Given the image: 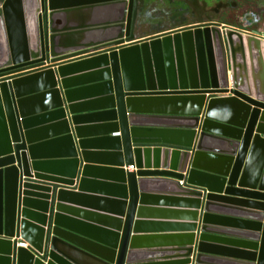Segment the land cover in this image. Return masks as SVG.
I'll use <instances>...</instances> for the list:
<instances>
[{
  "label": "water",
  "instance_id": "water-1",
  "mask_svg": "<svg viewBox=\"0 0 264 264\" xmlns=\"http://www.w3.org/2000/svg\"><path fill=\"white\" fill-rule=\"evenodd\" d=\"M135 4L0 2V264H155L137 259L132 232L144 190L157 182L197 198L196 210L204 201L194 264H264V41L199 16L195 26L137 42ZM90 51L99 53L64 63ZM81 79L92 81L74 84ZM80 87L106 105L96 117L123 200L113 233L73 221L62 204L76 198L62 188L75 185L80 165L73 131L87 157L73 105ZM154 121L191 127L144 124ZM182 137L186 150L150 146ZM61 142L66 159L43 157ZM206 242L232 255L208 257ZM182 253L174 264H192L193 249Z\"/></svg>",
  "mask_w": 264,
  "mask_h": 264
},
{
  "label": "crops",
  "instance_id": "crops-1",
  "mask_svg": "<svg viewBox=\"0 0 264 264\" xmlns=\"http://www.w3.org/2000/svg\"><path fill=\"white\" fill-rule=\"evenodd\" d=\"M193 25H196V23L193 22L190 25L184 24L183 22L181 25L168 27L153 34H144L145 29L138 27L136 21L133 33L135 40L141 42L150 37L183 30ZM219 25L235 29L246 35L251 34L264 41V29L251 30L249 28L227 25L223 22H220ZM98 53L90 51L81 56L73 57L64 63L86 59ZM79 75L81 74H74L71 77L77 78ZM88 81L91 82L92 80L81 79L74 82V84H83ZM98 95L99 92H96V90H87V88H83L81 91L74 93L73 100L75 102L73 105L76 106L75 111L77 115L81 117L79 127L83 129L82 137L84 140L82 141L85 143L83 151H85L87 157H82L81 148L78 144L79 140L72 130L76 141V149L79 153L80 165L75 185L72 187L62 186V188L70 191L76 198L72 201L63 202L62 204L76 212L75 214L66 216L73 221L94 229L113 233L115 231L110 220L122 219L119 216L120 211L117 204L123 200L120 198L121 194L114 187L120 179L115 173V170L118 169V162L112 155V146L104 141L107 130L102 128V122H100L102 118L96 117L98 113L106 109V105L99 102L101 97ZM67 115L71 117L69 113ZM144 124L154 127V129H167L171 131L188 130L191 127V124L188 122L154 121L144 122ZM46 125H51V123H47ZM62 131L57 129L49 133L48 137L51 135H61ZM113 136L116 137L119 135L114 134ZM171 139L159 138L160 141H171L172 143L160 142L150 146L186 150V138ZM51 146L44 149L45 154H43V157L64 160L69 155V147L66 143L61 142ZM123 169L130 172L135 171V169L132 170L130 167H124ZM81 179H84L83 183H81ZM153 179L158 181L160 178ZM180 185L182 187H190L186 182H180ZM144 196L135 216L139 228L132 232V236L136 239L133 251L138 253L137 259L155 264H174L178 263L183 257V250L193 249L191 260L192 264H194L198 248V239L201 234L204 201H202L200 209L196 210L197 198L181 192L180 189L174 186L158 182L147 186L144 190ZM195 213L199 214L197 216L198 221L196 220ZM210 223L213 224L214 222ZM211 226L217 227L215 225ZM191 237H194L193 246H189ZM18 242L20 243L22 240L18 239ZM206 244L208 245V257L229 259L232 255L231 248L226 245L217 242H206Z\"/></svg>",
  "mask_w": 264,
  "mask_h": 264
},
{
  "label": "rangeland",
  "instance_id": "rangeland-1",
  "mask_svg": "<svg viewBox=\"0 0 264 264\" xmlns=\"http://www.w3.org/2000/svg\"><path fill=\"white\" fill-rule=\"evenodd\" d=\"M198 1L205 3L208 6V11L222 4L227 6L218 9L215 15L211 12L203 13L201 21L204 23L219 21L251 30L264 29V0ZM146 2L147 8L139 11L137 18V26L145 29L144 34H153L168 27L181 25L183 22L190 25L193 22H199V16L187 0H146Z\"/></svg>",
  "mask_w": 264,
  "mask_h": 264
},
{
  "label": "flooded vegetation",
  "instance_id": "flooded-vegetation-1",
  "mask_svg": "<svg viewBox=\"0 0 264 264\" xmlns=\"http://www.w3.org/2000/svg\"><path fill=\"white\" fill-rule=\"evenodd\" d=\"M184 1H186V0H184ZM0 2H2V0H0ZM197 3L198 2H200V1H196ZM146 0H136V4H135V7L137 8V18H138V14H139V11H141V10H143V9H145V8H147L146 7ZM198 4H200L199 6H200V8H199V10H196L195 8H193V9H195V11H196V13H197V16H200V18L202 19V17H203V13L205 14V13H207V12H211V13H213L214 15L215 14H217V10L218 9H222V8H226L227 6L225 5V4H222L221 6L219 5V7L218 6H216V7H213V8H211L209 11H208V6L205 4V3H202V2H200V3H198ZM203 9H202V8ZM201 14V15H200ZM45 18V15L43 14V19ZM136 18V21L138 20ZM136 21H135V26H136ZM211 23H213V24H220V22L218 21V22H211ZM197 24V23H196ZM193 26H195V25H193Z\"/></svg>",
  "mask_w": 264,
  "mask_h": 264
},
{
  "label": "bare ground",
  "instance_id": "bare-ground-1",
  "mask_svg": "<svg viewBox=\"0 0 264 264\" xmlns=\"http://www.w3.org/2000/svg\"><path fill=\"white\" fill-rule=\"evenodd\" d=\"M188 1V3L193 7V8H195L196 10H199V7H198V5H197V3H196V0H187ZM203 9V8H202ZM201 15V14H200Z\"/></svg>",
  "mask_w": 264,
  "mask_h": 264
},
{
  "label": "built area",
  "instance_id": "built-area-1",
  "mask_svg": "<svg viewBox=\"0 0 264 264\" xmlns=\"http://www.w3.org/2000/svg\"><path fill=\"white\" fill-rule=\"evenodd\" d=\"M116 135H119V134H116ZM129 167H130V169H132V170L135 169L133 166H129ZM19 246H20V247H23V248H27V247H28V244L25 243V242H20V243H19Z\"/></svg>",
  "mask_w": 264,
  "mask_h": 264
},
{
  "label": "trees",
  "instance_id": "trees-1",
  "mask_svg": "<svg viewBox=\"0 0 264 264\" xmlns=\"http://www.w3.org/2000/svg\"><path fill=\"white\" fill-rule=\"evenodd\" d=\"M3 1V0H2Z\"/></svg>",
  "mask_w": 264,
  "mask_h": 264
}]
</instances>
